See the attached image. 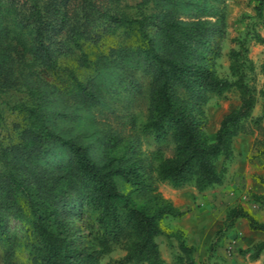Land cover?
<instances>
[{"label": "trees", "instance_id": "trees-1", "mask_svg": "<svg viewBox=\"0 0 264 264\" xmlns=\"http://www.w3.org/2000/svg\"><path fill=\"white\" fill-rule=\"evenodd\" d=\"M98 1L0 0L4 263L20 249L29 264H99L117 248L123 254L114 264H164L157 242L163 238L177 250L172 264H195L183 231L163 223L190 206L173 205L157 182L191 185L197 193L220 185L233 139L246 122L257 127L264 119V88L250 85L248 57L249 43L263 42L256 28L264 24V0H249L252 15L227 55L229 79L216 73L218 0H140L129 6L132 14ZM232 89L239 104L210 139L204 105ZM125 91L146 100L142 120L120 118L122 130L102 135L79 126ZM256 94L260 114L252 119ZM143 142L153 146L147 155ZM258 181L264 186V178ZM250 199L264 204V189ZM239 219L264 236V220L234 206L215 230L207 259ZM239 252L259 259L264 238Z\"/></svg>", "mask_w": 264, "mask_h": 264}, {"label": "rangeland", "instance_id": "rangeland-1", "mask_svg": "<svg viewBox=\"0 0 264 264\" xmlns=\"http://www.w3.org/2000/svg\"><path fill=\"white\" fill-rule=\"evenodd\" d=\"M139 1L121 0L118 5L112 4L109 0H99L98 3L99 7L102 8L126 10L129 14H132L134 9H129V6H134ZM126 4L127 8L125 7ZM217 5L223 15V25L221 26V34L215 38L220 49V57L216 61V73L220 77L229 79L227 55L230 49L237 46L234 39L244 32L245 25L250 20L252 3L249 0H218ZM196 16L192 15V19ZM178 17L182 20L188 19L184 15H178ZM208 19L214 20L213 18ZM256 30L263 37V42H250L248 57L254 67L250 85L258 91L264 88V24L263 26H257ZM256 98L252 119L260 114L261 98L257 94ZM239 99V95L234 89L227 91L222 96H210L208 98L204 105L207 118L205 132L210 139L217 130L221 118L239 104ZM15 100H17V96L11 98V101ZM145 101L142 95L137 96L128 94L126 91L121 92L115 95L114 99L108 101L110 105L108 110H91V116L84 115L79 126L100 135L108 132H117L121 128L120 118L128 116H136L137 120L144 118ZM91 117L93 118V123L90 122L89 118ZM4 119L9 121L12 117H9V113H6L4 114ZM128 132V128L122 131L123 135H127ZM140 150L143 155H147L153 150V146L143 142ZM232 150L234 152L233 156L227 164L226 172L220 185L197 193L191 185L175 189L167 183L157 182L160 194L173 205L178 207L190 206L189 212L181 218H167L163 223L168 229L178 228L183 231L187 244L193 248L192 256L195 264H226V261L228 259L232 260L233 257L244 259V254L239 252L240 247L228 248L232 244V241L227 240L228 238H223L219 241L211 259L206 258L208 255L207 246L212 239L213 230L221 225L226 212L230 208L241 205L257 220H264V204H254L250 199L251 193L260 194L264 189V186L258 181L259 178H264V119L259 122L257 127L252 122H246L245 132L233 139ZM244 228L245 223H242V221L237 223L236 233L240 234L239 239L243 243L247 237L242 236L240 232ZM252 240L253 244L259 242L257 237ZM157 242L164 264H172L173 256L177 253L176 248L169 246L163 238H158ZM244 249L246 248L244 247ZM3 252L4 250L0 245V264H5ZM122 254L121 250L115 248L109 254L102 255L99 264H114L113 261L122 256ZM7 264L29 263L24 251L17 249L14 259L7 262Z\"/></svg>", "mask_w": 264, "mask_h": 264}, {"label": "crops", "instance_id": "crops-1", "mask_svg": "<svg viewBox=\"0 0 264 264\" xmlns=\"http://www.w3.org/2000/svg\"><path fill=\"white\" fill-rule=\"evenodd\" d=\"M241 221H242V223H245V228L242 229L240 233H242V236L247 237L244 240V243L242 242L241 239H239L240 234L236 233L237 223H239ZM215 230H213V234H214ZM254 237H257L259 239V241L263 240V238H264L262 233L249 230L245 220L239 219L235 223L234 227L226 234V236L224 238H228L227 239L228 241H232V244H230L228 246L229 249H233L234 246H237V247L241 248L240 250H242V249H244V247L248 248V247H251L252 245H254L253 240H252ZM244 256H245L244 259H242L241 257L240 258L233 257L232 260L227 258L228 260L226 261V264H262V261L264 260V254L263 253L259 255V257H258L259 259H257V260L250 259L249 255H244ZM245 259H247V260H245Z\"/></svg>", "mask_w": 264, "mask_h": 264}]
</instances>
